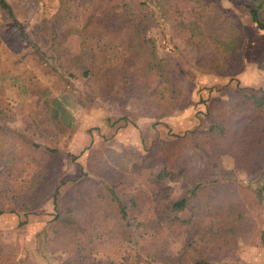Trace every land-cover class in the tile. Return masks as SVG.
Instances as JSON below:
<instances>
[{"label":"trees","instance_id":"16d2710c","mask_svg":"<svg viewBox=\"0 0 264 264\" xmlns=\"http://www.w3.org/2000/svg\"><path fill=\"white\" fill-rule=\"evenodd\" d=\"M230 4L245 10L251 23L264 31V0H93L89 4L79 0L78 14L73 0H62L55 16L58 29L46 25L39 35L29 37L7 1L0 0L6 29H18L19 45L27 46L15 53L14 63L31 64L47 79L38 87L29 70L0 77V216L27 217L52 200V252L64 251L78 258V264H116L111 256L133 248L137 230L146 237L138 252L156 264H246L234 252L238 239L252 227L247 208L242 198L232 197L236 191L232 182L227 186L218 182L217 171L222 158L230 156L236 176L257 181L254 198L264 205V84L240 85L237 76L244 69L245 35ZM172 9L177 10L178 20L166 31L165 19ZM155 28L161 29V41L151 34ZM68 37L76 38L77 53L68 47ZM159 48L166 52L163 56ZM189 73L236 85L232 99L214 100L206 107L207 131L196 128L159 145L152 156L162 165L159 171L141 166L128 178L90 162L70 186L74 198L61 194L68 182L59 180L55 146L74 128L69 106L85 99H112L117 86L128 85L143 95V108L134 116L157 121L186 107ZM8 90L24 97L21 108L28 103L32 109L19 116L5 103ZM121 121L128 118L114 123ZM19 149L25 153L20 155ZM201 149L208 156L199 165L193 155ZM23 159L33 166L27 177L17 166ZM180 180L187 188L173 200L170 183ZM17 181L23 187L15 190L11 184ZM148 186L154 187L159 201L168 202V210H161L167 228L189 224L178 214L197 197L212 204L214 228L191 231L184 248L170 252L158 229L144 223L145 215H151L146 205ZM221 187H231L230 193H221ZM1 237L0 264H20V247Z\"/></svg>","mask_w":264,"mask_h":264},{"label":"rangeland","instance_id":"374dc122","mask_svg":"<svg viewBox=\"0 0 264 264\" xmlns=\"http://www.w3.org/2000/svg\"><path fill=\"white\" fill-rule=\"evenodd\" d=\"M6 1L13 9L22 32L29 37L39 35L46 25L58 29L55 16L62 0ZM92 1L83 0L85 4L92 3ZM73 2L78 14L79 0H73ZM224 6L228 7L229 5L225 3ZM230 6L236 8V14L241 19L245 35L244 69L237 77L241 86H248L252 78L258 77L257 82L262 87L264 84V71L261 69V67L264 68V31L259 30L251 23L245 10L235 5L230 4ZM177 20V10L172 9L165 19V30L171 31ZM6 24L7 21L0 14V77L16 76L29 70L34 75L38 87L47 84V79L31 64L16 66L14 63L15 53L25 50L27 46L25 47L24 43L19 45L21 42L19 30L16 28L7 30ZM151 34L155 39L161 41L160 28L153 29ZM67 45L72 53L78 52L75 37H68ZM165 53L159 48L161 56ZM189 74L191 82L187 92L186 107L157 121L134 116L143 108V95L128 85L117 86L112 99H85L82 104L73 103L69 106V111L74 118V128L70 135L59 139L55 146L58 150L55 155V165L59 172V180L68 182L61 188V194L63 196L68 194V197L74 198L73 193L69 194L70 186L79 177L81 169L87 170L90 162L95 163V166L100 169H111L117 175L128 178L129 176L134 177L136 168L140 169L141 166L150 168L154 172L159 171L162 165L156 164L155 159L152 158L159 145L172 142L173 136H182L196 128L207 131L210 121L205 116L206 107L214 100L226 102L232 99L236 93V85L234 82L226 85L227 81L216 77ZM22 99L24 97H19L14 90H8L4 98L5 103L17 111L19 116H22L24 111L32 109L28 103L24 108H21ZM124 116L128 118V122L121 121L116 126L114 122ZM126 127V134L124 133L122 137L117 134L120 128ZM130 129L131 131L128 132ZM131 132H134L137 138L136 143L132 142ZM97 134L98 136H96ZM24 153L23 149H19L20 155ZM193 156L198 158L199 165H202L208 153L205 149L195 150ZM138 157H145V159L144 161L135 160ZM17 166L23 172V177L32 174L33 166L28 160L19 161ZM171 167L172 164H168V169ZM217 180L224 186L230 182L234 184L236 191L232 197L244 200L247 208L246 215L252 226L248 234L238 239V246L234 252L235 258L246 264H264V205H259L254 198L257 181L254 178L236 176L230 156L222 158V164L217 171ZM126 181L129 182V180ZM11 185L13 189L18 190L23 187V182L17 181ZM170 186L173 200L178 199L187 188V185L181 180L170 183ZM228 188L221 187L222 191L220 192L230 193L231 190ZM146 189L150 197V202L146 205L150 208L151 215H145L147 219L144 220V223L158 229L159 239L166 244L170 252L181 251L189 242L191 231L214 228L216 219L212 217L213 206L202 197L195 198L188 209L178 214L182 219L189 221L188 225L167 228L168 225L161 210H168V202L159 201L158 193L153 186H148ZM144 201L146 200L144 199ZM53 214L52 200H48L27 217L22 214L9 213L0 216L1 239L6 243L16 244L20 247L22 250L20 264H78V258H72L64 251L52 252V234L49 229ZM22 221L27 223L23 227H18ZM145 238L144 233L137 230L134 247H129L126 253L111 256L115 263L156 264L138 252V244Z\"/></svg>","mask_w":264,"mask_h":264},{"label":"crops","instance_id":"0c3cea01","mask_svg":"<svg viewBox=\"0 0 264 264\" xmlns=\"http://www.w3.org/2000/svg\"><path fill=\"white\" fill-rule=\"evenodd\" d=\"M254 29V28H253ZM251 67V66H250ZM258 76V75H257ZM259 78L258 77H255V78H252L251 79V83H249V85L248 86H246V87H260L259 85L260 84H258L259 82H257V80H258ZM239 80V79H238ZM240 85H241V83H240ZM243 86V85H242ZM117 126V125H116ZM126 131H127V127L126 128H120L119 130H118V132H117V134H119V135H121V137L123 136V134L125 133L126 134ZM129 131H131V129L130 130H128V132ZM134 131H136V130H134ZM132 133V142H134V143H136V140H137V138H136V136H135V134H134V132H131ZM96 136H98V134L96 135ZM119 138V137H118ZM121 141V140H120Z\"/></svg>","mask_w":264,"mask_h":264}]
</instances>
